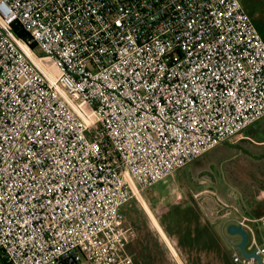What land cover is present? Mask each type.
<instances>
[{
	"label": "built area",
	"instance_id": "built-area-1",
	"mask_svg": "<svg viewBox=\"0 0 264 264\" xmlns=\"http://www.w3.org/2000/svg\"><path fill=\"white\" fill-rule=\"evenodd\" d=\"M240 1L0 0L5 264H136L124 206L264 118V41ZM237 243L232 264H264V242L248 235L250 258Z\"/></svg>",
	"mask_w": 264,
	"mask_h": 264
},
{
	"label": "rangeland",
	"instance_id": "rangeland-1",
	"mask_svg": "<svg viewBox=\"0 0 264 264\" xmlns=\"http://www.w3.org/2000/svg\"><path fill=\"white\" fill-rule=\"evenodd\" d=\"M240 3L264 41V0ZM41 63L50 74H56L45 56ZM75 103L93 119L84 104ZM263 191L264 118L134 196L122 210L126 251L136 264H220L215 252L191 248V227L206 225L228 251L240 238L228 235L227 227L243 224L250 240L262 244L259 218L264 213V196L259 194Z\"/></svg>",
	"mask_w": 264,
	"mask_h": 264
},
{
	"label": "trees",
	"instance_id": "trees-1",
	"mask_svg": "<svg viewBox=\"0 0 264 264\" xmlns=\"http://www.w3.org/2000/svg\"><path fill=\"white\" fill-rule=\"evenodd\" d=\"M29 49L37 58H40V55L35 51L34 45H31ZM163 231L170 236L165 228H163ZM191 248L199 251L215 252L217 257H219L218 261L220 264H232L230 262L229 250L227 251L220 247L206 225L200 226L198 223H195V225L191 227ZM0 264H5L1 256Z\"/></svg>",
	"mask_w": 264,
	"mask_h": 264
},
{
	"label": "water",
	"instance_id": "water-1",
	"mask_svg": "<svg viewBox=\"0 0 264 264\" xmlns=\"http://www.w3.org/2000/svg\"><path fill=\"white\" fill-rule=\"evenodd\" d=\"M12 28L15 31V33L20 37V38H25L27 35L26 33L21 29V27L17 23L12 24ZM259 196H264V191L260 192ZM226 232L230 236H238L240 238L239 243L236 244V248H238L241 252V254L246 257H255V253H246L244 251V246L247 243L248 240V233L245 231L242 227V225H229L226 229Z\"/></svg>",
	"mask_w": 264,
	"mask_h": 264
},
{
	"label": "bare ground",
	"instance_id": "bare-ground-1",
	"mask_svg": "<svg viewBox=\"0 0 264 264\" xmlns=\"http://www.w3.org/2000/svg\"><path fill=\"white\" fill-rule=\"evenodd\" d=\"M38 65V64H37ZM39 69L42 71V69L40 68V66L38 65ZM42 73L45 75V73L42 71ZM46 76V75H45ZM49 78V76H48ZM138 196V195H137Z\"/></svg>",
	"mask_w": 264,
	"mask_h": 264
},
{
	"label": "crops",
	"instance_id": "crops-1",
	"mask_svg": "<svg viewBox=\"0 0 264 264\" xmlns=\"http://www.w3.org/2000/svg\"><path fill=\"white\" fill-rule=\"evenodd\" d=\"M244 225L242 224V227H243ZM239 241V240H238Z\"/></svg>",
	"mask_w": 264,
	"mask_h": 264
}]
</instances>
